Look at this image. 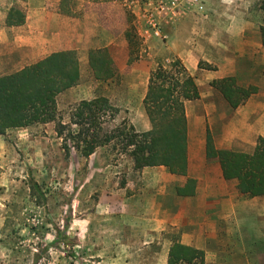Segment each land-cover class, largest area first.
Here are the masks:
<instances>
[{
  "label": "crops",
  "instance_id": "1",
  "mask_svg": "<svg viewBox=\"0 0 264 264\" xmlns=\"http://www.w3.org/2000/svg\"><path fill=\"white\" fill-rule=\"evenodd\" d=\"M139 1L132 4V13H128L126 0H0V76L16 73L51 54L73 51L78 59L80 78L75 86L56 98L58 112L67 111L60 117L61 123L71 125L70 117L77 105L99 98L101 91L96 84H104L106 98H103L116 113L119 110L118 116L124 113L121 119L127 118L138 134L150 131L151 123L143 101L154 69L153 53L150 51L143 57L139 44L138 59L128 63L131 49L126 31L130 26L135 27L131 20L137 16ZM160 1L176 15V18L170 16L171 22L176 21L172 27L177 28L172 30V37L179 32V27L188 29V35L178 42L191 45L185 48L189 53L181 55L178 49L176 58L194 78L200 94L199 99L185 103L186 171L172 174L164 166L144 167L137 170L142 184L133 193L129 181L121 185L114 181L112 194L123 203L137 197L143 199L149 213L146 219L155 235L167 226L175 228L178 238L173 242L203 251L205 264H222L224 260H234L233 256H222V232L233 236L236 230L234 227L222 230V222L235 219L237 215L236 194L234 197L228 190L235 181L226 180L219 161L207 157L206 135L209 133L216 150L237 152L249 146L255 148L258 138L264 139V46L257 30L253 37L246 35L248 28L253 26L247 15L249 6L247 9L236 2L224 5L222 0ZM222 9H227L225 17H222ZM257 9L260 10L259 3ZM18 10L24 17L22 23L8 24V15L15 17ZM222 26L237 28L227 35L232 37L229 43L246 44L235 50L236 59L238 55L241 58L253 56L259 50L263 60L261 64L252 63L247 82H237L242 87L253 86L257 91L236 109H232L222 94L210 85L228 77L239 79L233 71H222V56L217 58L218 69L214 71L199 70L197 62H187L190 54L200 57V45L212 48L222 45L225 41ZM248 43H251L249 47ZM101 49L107 50L112 61L113 77L105 81L93 78L88 63L89 54ZM223 59L230 60L225 56ZM228 65L231 66L225 63ZM86 70L90 75L88 82L82 80ZM29 127L12 129L0 136L1 163L12 151L10 139L25 135L19 130ZM164 198L171 200L169 210L163 206ZM173 242L166 248V257ZM162 264H167V258Z\"/></svg>",
  "mask_w": 264,
  "mask_h": 264
},
{
  "label": "rangeland",
  "instance_id": "2",
  "mask_svg": "<svg viewBox=\"0 0 264 264\" xmlns=\"http://www.w3.org/2000/svg\"><path fill=\"white\" fill-rule=\"evenodd\" d=\"M131 1L126 0L128 13H132ZM149 1L154 0L139 1L137 16L131 21H134L143 57L151 51L155 68L159 61L167 65L172 58L178 57L175 52L178 49L179 54H188L185 48L191 45L178 42L188 35L186 27H179L178 35L172 37L171 32L176 28L172 24L176 21L171 22L170 16L176 18L174 12L167 11L159 19L155 7L147 6ZM232 2L241 3L247 9L250 7L247 15L253 26L248 28L246 35L253 37L256 30L260 34V27L264 25V11L257 9L260 0H222L224 5ZM225 10L222 9V17L227 13ZM150 20L159 23V37L153 35L148 25ZM232 30L237 28L222 26V39L225 40L222 45L217 48L200 45V57L190 54L187 62H197L199 70L214 71L218 69L217 58L222 56V71H233L239 77L237 82H247L253 64L263 62L262 56L258 50V54L245 58L238 55L236 59L235 50L246 44L229 43L232 37L227 35ZM224 56L230 60H224ZM82 80H90L88 70ZM96 86L101 91L99 97H105L104 84ZM118 111H113L114 120L110 118L112 111L100 113L101 130L93 131L102 145L89 157H83L69 137L66 152L53 122L19 130L25 135L10 139L12 151L0 162V264L164 263L166 248L177 240L178 231L167 226L155 235L146 219L149 213L143 199L137 197L123 203L112 194L114 181L119 185L129 181L132 193L142 184L140 172H137L140 169L134 168L130 155L132 148L126 147L121 135V131L127 133L132 126L127 118L121 119L124 113L118 116ZM65 112H59L61 118ZM67 126L71 131L79 129ZM65 135L67 131L63 138ZM253 149L249 146L242 151L251 153ZM235 183H231L228 190L234 197L236 194L237 215L235 219L222 222V230L231 227L236 230L233 236L222 232V256H233L234 260H224L222 264H264V197L241 195ZM171 204L169 198H164V208L169 210Z\"/></svg>",
  "mask_w": 264,
  "mask_h": 264
},
{
  "label": "trees",
  "instance_id": "3",
  "mask_svg": "<svg viewBox=\"0 0 264 264\" xmlns=\"http://www.w3.org/2000/svg\"><path fill=\"white\" fill-rule=\"evenodd\" d=\"M259 9L264 11V0H260ZM12 15H8V24L22 23L24 17L21 11H15V17ZM135 34L132 26L126 31L131 49L128 63L138 59L136 53L140 42ZM260 37L264 46V25L260 27ZM88 63L95 80L105 81L113 77L112 61L106 49L92 51ZM79 78L78 59L73 51L54 53L16 73L1 75L0 136L12 129L53 122L55 133L58 138H62L66 152L69 137L76 149L81 150L82 156L89 157L102 145L98 134L93 131L101 130L100 113L110 110V118L113 119L116 110L103 97L83 101L70 117V124L79 129L71 131L69 126L62 124L56 98L64 90L75 86ZM210 85L222 94L232 109L244 104L257 91L253 86H240L233 77L213 81ZM199 98L194 78L188 74L180 60L172 58L167 65L160 61L157 63L150 73L143 101L151 130L138 134L129 127L127 133L121 131L126 147L132 148L130 155L135 169L164 166L172 174L185 173V103ZM65 131L68 135L63 138ZM206 152L208 158L219 161L224 178L236 182L240 194L250 198L264 196L263 138H258L251 153H245L216 150L207 133ZM167 264H205V253L173 242L168 251Z\"/></svg>",
  "mask_w": 264,
  "mask_h": 264
},
{
  "label": "built area",
  "instance_id": "4",
  "mask_svg": "<svg viewBox=\"0 0 264 264\" xmlns=\"http://www.w3.org/2000/svg\"><path fill=\"white\" fill-rule=\"evenodd\" d=\"M136 1L137 0H132L130 4H133ZM147 6H149V7L154 6L155 7V10L158 12V15L160 16L159 19H161V17L163 18L168 11V7L166 6V4L160 0L149 1L147 3ZM148 25L152 28L153 35L156 37H159L161 34V29H160L159 23H155V21L150 20L148 22Z\"/></svg>",
  "mask_w": 264,
  "mask_h": 264
}]
</instances>
